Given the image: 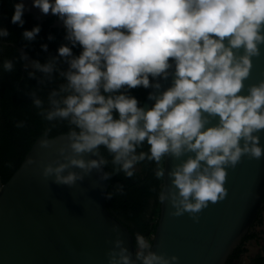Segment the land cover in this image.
I'll return each mask as SVG.
<instances>
[{
  "label": "clouds",
  "instance_id": "1",
  "mask_svg": "<svg viewBox=\"0 0 264 264\" xmlns=\"http://www.w3.org/2000/svg\"><path fill=\"white\" fill-rule=\"evenodd\" d=\"M13 7L11 23L23 26L25 4ZM33 7L61 20L65 39L83 49L78 58H71L68 46L58 49L59 57L69 58V70L60 73L66 83L48 93L47 108L37 90L28 93L38 115L49 122L39 141L41 148H50L53 129L67 122L62 133L66 143L57 149L65 162L26 161L41 168L44 181L51 178L54 184L73 188L94 170L100 181L109 180L113 172L131 178L135 166L146 160L156 163L159 180L165 175L161 164L166 157L179 159L192 153L168 172L172 187L165 192L162 186L158 198L160 203L169 202L170 216L188 213L198 223L199 213L209 203L226 198L225 169L235 168L242 156L261 158L259 136L254 133L264 129V80L250 85L247 95L240 93L252 68L251 58L259 56V46L264 45V0H33ZM39 32L35 26L22 36L33 41ZM8 36V30L0 28V38ZM234 49H243V54ZM19 59L28 57L21 53ZM170 60L175 62L174 85L158 98L149 94L148 99L155 101L149 110L120 92L125 86L148 88L149 76L166 79ZM56 63L55 57L43 64L32 60L34 71L28 77L43 85L45 79L36 73L50 81ZM14 67V61L3 63L5 72ZM101 88L118 94L105 97ZM114 111L118 118L114 119ZM210 118H218V123L209 126ZM16 127L25 125L18 122ZM145 142L149 150L138 153ZM101 147L111 156L109 171H104L109 160ZM88 154L97 158L85 160ZM115 189L106 191L104 198L122 194V185ZM113 231L119 235L115 227ZM153 240L137 233L133 253L115 239L106 253L108 264H175L177 257L151 250Z\"/></svg>",
  "mask_w": 264,
  "mask_h": 264
},
{
  "label": "water",
  "instance_id": "2",
  "mask_svg": "<svg viewBox=\"0 0 264 264\" xmlns=\"http://www.w3.org/2000/svg\"><path fill=\"white\" fill-rule=\"evenodd\" d=\"M20 2L25 4L24 12L33 14L39 21L53 16L51 12L45 15L33 7V0ZM52 25L64 27L56 16ZM259 47L260 55L251 58L252 68L243 82L245 88L241 95H247L250 85L264 80V45ZM233 51L237 55L243 54V49ZM19 52L28 57L23 60L22 71L25 65L32 69L31 54L23 45L19 46ZM170 65L167 78L160 76L155 80L140 107L149 110L155 103L148 99L149 94L158 98L174 85L175 62L170 61ZM157 83L159 89L154 87ZM217 123L218 118H210L209 126ZM62 133L52 135L55 136L54 143L47 149L39 146L43 134L36 137L10 177L3 182L0 175V264H108L106 253L117 238L123 241L129 252L134 253L133 233L111 213L104 198L115 172L109 180L100 181L94 170L83 182L69 188L52 183L51 178L44 181L40 176L41 168L26 163L29 158L41 165L56 160L65 162L57 151L66 143ZM254 134L259 136L261 158L242 156L235 168L225 169L224 187L228 194L217 204L209 203L199 213L198 223H193L188 213L170 216L173 209L169 202H159V215L152 236L153 252L177 257L175 264H226L264 205V129ZM190 155L194 154L187 153L179 159L165 158L161 185L165 192L172 187L168 172ZM83 158L97 157L88 154ZM114 227L118 229V236L113 231Z\"/></svg>",
  "mask_w": 264,
  "mask_h": 264
},
{
  "label": "trees",
  "instance_id": "3",
  "mask_svg": "<svg viewBox=\"0 0 264 264\" xmlns=\"http://www.w3.org/2000/svg\"><path fill=\"white\" fill-rule=\"evenodd\" d=\"M18 2L19 0H0V23H2V18L6 15L11 19L14 12L13 6ZM23 17L25 18L23 19L25 20L23 26L16 24L11 25L8 29L9 36L6 38L12 39V37L14 38L20 32L23 33L21 27H24L25 29L27 27V30H31L33 27L39 26L40 32L36 38L39 39L41 45L47 46V44H50L52 49L55 50L60 48L62 45H65L70 47L71 51L76 53L78 57L82 53L83 49L79 44L73 47L65 39V28L61 29L49 26L51 19H47L44 23H39L33 20L31 15L23 14ZM49 36H51L52 39H49ZM12 50L11 52H16L15 49ZM19 75V63L15 62L14 71L9 73L8 80L5 84L1 82L0 77V175L3 182H5L19 166L33 141L36 137L43 133L49 123L45 121L43 117L38 115L40 110L36 109L31 104V98H29L28 92H25V94L22 92V85L20 87V91H17L16 84ZM41 78H43V76ZM157 78L158 77L154 78L149 76L148 88L140 86L134 89H127L125 86L120 90V92L126 96L135 97L138 101V106H140L144 95ZM23 82L24 81H22L21 84H23ZM55 82L56 80L51 79V84L53 83L52 87H54ZM43 86L44 84H38V87L41 88V93H37V95L44 100ZM55 89H57V87ZM101 94L108 97L115 96L118 93H104L101 88ZM113 117L114 119L118 118V113L114 111ZM18 122H23L25 127L17 128L16 124ZM66 130L67 122L66 124H63L62 122L60 127L53 129L50 136L59 132H65ZM101 149L102 153L109 160V165L105 167V170L109 171L112 168L111 156L108 155L103 147H101ZM148 150L149 146L145 142L142 148L137 149V152H147ZM9 164L11 167H9ZM140 165L141 170H135V175L131 178L126 177L123 172H121L119 175L115 174L110 179L108 192L115 193V185L117 184L123 186V192L122 194L116 193L110 200H107V206L111 213L122 220L133 233L134 244L137 233L144 235L149 240L152 239L151 235H153L155 231L159 215L158 193L161 190L162 185V178L158 180L155 176V170L157 168L155 162L146 160L141 162ZM161 167H163V164H161ZM153 189H156V191H153ZM260 212L261 209L253 224L257 223V221H261ZM250 229L242 239L241 243L237 245L233 253L229 256L226 264H238L237 260L241 258L242 253L246 250L245 241L249 238L257 236V233L251 232ZM249 264H264V253L254 257Z\"/></svg>",
  "mask_w": 264,
  "mask_h": 264
},
{
  "label": "flooded vegetation",
  "instance_id": "4",
  "mask_svg": "<svg viewBox=\"0 0 264 264\" xmlns=\"http://www.w3.org/2000/svg\"><path fill=\"white\" fill-rule=\"evenodd\" d=\"M19 2H20V0H19ZM23 14L24 15H31V18L33 20L39 22V23H44V22L47 21V19H51V21L49 23V26L56 27V26L52 25L53 20L55 18L54 15L53 16L44 17V18H42L39 21L38 19L34 18L33 14H31V13H25L24 12ZM23 19H25V18L23 17ZM4 20H5V22H4ZM24 22H25V20H24ZM11 25H13V23H11V19L8 18L7 15L2 18V23H0V28H6L8 30ZM57 28H60V27H57ZM64 28L65 27H63L61 29H64ZM23 29H25V28L21 27V30L24 32L28 28L26 27L25 30H23ZM17 40H21V41H17ZM21 45H23L27 49V51L31 54L33 60H37V61H39L42 64L46 63L48 60H50L53 57L56 58V61H57L56 70L52 73V79L56 80V82L54 83V87H52L53 83L51 84V80L50 81L47 80L44 77V74L36 73V75L38 77L41 78L43 76V78L46 79V82L44 83V86H43L44 87L43 96H44V101H45V107L47 108L48 107V104H47L48 93L51 90L55 89L56 87L58 88L60 84L66 83V80L64 79L63 76L60 75V73L67 72L69 70V65L67 63V59H69V58H61V57H59V55H58V49L59 48L57 50L52 49L50 44H47V46H46L47 50L45 51L41 47L42 45L40 44V41L37 38L34 39L33 41H25L23 39V36H22L21 32L18 35H16L14 38L12 37V39L2 38V41L0 40V59L3 56V51H4V47L5 46L6 47L8 46L10 48V51L12 49H15L16 52H11L10 60L19 63L20 75H19V78H18V81H17V84H16V88H17V91L19 92L20 91V87L22 85V92H24V94H25V92L30 93V92L36 91V90H37V93L40 94L41 93V88L38 87V84H37L36 80L30 79L28 77V72L29 71H34V69H31V68L28 67L27 70L24 69V71H22L23 60L19 59V57L21 55L20 52H19V46H21ZM71 58H78V55L76 53L72 52V57ZM22 81H24L23 84H21ZM63 124H66V121H64ZM44 131H43V133H44ZM135 170H137V171L141 170V165L140 164L136 165L135 166Z\"/></svg>",
  "mask_w": 264,
  "mask_h": 264
},
{
  "label": "rangeland",
  "instance_id": "5",
  "mask_svg": "<svg viewBox=\"0 0 264 264\" xmlns=\"http://www.w3.org/2000/svg\"><path fill=\"white\" fill-rule=\"evenodd\" d=\"M0 40L2 41V38H0ZM10 57H11L10 48L8 46L7 47L5 46L3 51V56L0 59V77H1V82L3 84L6 83L9 75V72H5L3 70V63L5 60H10ZM260 213H261L260 214L261 221L260 222L257 221V223L253 224V226L250 229L251 232L254 233L256 232L257 236L249 238L245 241L246 250L245 252L242 253L241 258L237 260L238 264H249L254 257L264 253V205L261 208Z\"/></svg>",
  "mask_w": 264,
  "mask_h": 264
}]
</instances>
